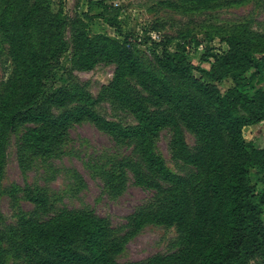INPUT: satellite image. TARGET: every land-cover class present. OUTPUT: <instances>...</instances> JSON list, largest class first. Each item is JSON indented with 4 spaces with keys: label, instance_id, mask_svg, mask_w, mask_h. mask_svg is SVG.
Instances as JSON below:
<instances>
[{
    "label": "trees",
    "instance_id": "1",
    "mask_svg": "<svg viewBox=\"0 0 264 264\" xmlns=\"http://www.w3.org/2000/svg\"><path fill=\"white\" fill-rule=\"evenodd\" d=\"M194 1L207 7L217 0ZM98 9L96 17L120 35L119 7L100 2ZM143 37L174 83L147 69L127 41L107 33L90 36L82 19L54 10L51 0H0V43L11 63L0 80V173L9 133L23 129L20 149L49 156L72 125L88 121L115 142L132 146L135 159L128 164L137 180L156 192L155 205L136 213L134 228L175 226L181 246L144 261L119 262L124 238L114 235L107 218L87 209L53 210L45 193L28 189L34 208L0 229V264L5 244L25 264H247L255 255L264 264V188L256 196L248 176L251 167L264 171V147L243 135L245 126L264 121V89L258 86L264 81V38L238 34L225 41L226 50L206 48L200 56L205 67L187 59L182 43L169 50L168 40L156 41L147 32ZM66 61L82 70L98 62L114 64L102 92L137 123L124 126L104 118L93 108L98 98L80 85L55 88L53 73ZM225 78L232 85L222 93L215 82ZM164 129L172 158L190 168L185 175L169 170L153 149ZM185 133L193 136V146Z\"/></svg>",
    "mask_w": 264,
    "mask_h": 264
},
{
    "label": "rangeland",
    "instance_id": "2",
    "mask_svg": "<svg viewBox=\"0 0 264 264\" xmlns=\"http://www.w3.org/2000/svg\"><path fill=\"white\" fill-rule=\"evenodd\" d=\"M63 15L82 19L90 36L107 33L125 43L140 62L156 75L174 80L155 61L156 51L144 43L147 32L156 41L168 40L169 50L182 43L187 59L193 64L209 67L200 56L206 48L214 52L226 50L225 41L238 34L259 35L264 38V0H217L201 7L194 0H51ZM100 2L119 7L120 35L96 17ZM72 30L66 27L65 40L71 55ZM5 45L0 43V80L11 70ZM115 65L98 62L82 70L71 61L55 70L51 84L55 88L80 85L95 99L94 110L104 118L135 125L134 116L115 103L112 96L102 92L113 77ZM195 75H197L195 73ZM130 83L137 87L131 80ZM220 92L231 85L230 78L215 82ZM258 86L264 89V81ZM57 112V111H55ZM23 129L9 133L3 152L0 173V229L14 225L17 217L34 208L26 197V190L45 193L53 210L87 209L107 218L117 238H124L122 251L116 255L119 262H139L152 256L167 254L181 246V235L175 226L145 223L134 228V217L139 209L154 206L156 192L138 181L132 163V146L117 143L111 136L88 121L72 125L57 148L49 156H35L23 152L19 140ZM243 135L254 146L264 147V121L245 126ZM168 130H161L153 139V149L172 172L185 175L190 168L172 158L169 151ZM187 144L194 145L191 134L185 133ZM128 164V165H127ZM249 182L258 196L264 188V171L251 167ZM264 220V207L262 212ZM4 264H25L16 258L5 244ZM7 248V249H6ZM247 264H262L259 255Z\"/></svg>",
    "mask_w": 264,
    "mask_h": 264
}]
</instances>
